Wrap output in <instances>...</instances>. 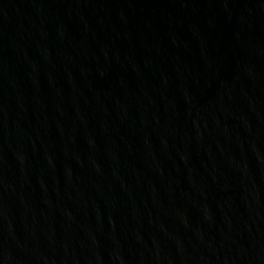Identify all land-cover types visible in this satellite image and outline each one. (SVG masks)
Listing matches in <instances>:
<instances>
[{
    "label": "water",
    "instance_id": "95a60500",
    "mask_svg": "<svg viewBox=\"0 0 264 264\" xmlns=\"http://www.w3.org/2000/svg\"><path fill=\"white\" fill-rule=\"evenodd\" d=\"M0 264H264V0H0Z\"/></svg>",
    "mask_w": 264,
    "mask_h": 264
}]
</instances>
